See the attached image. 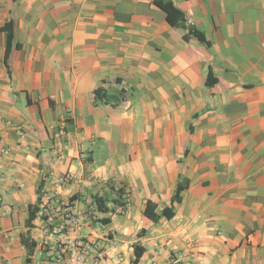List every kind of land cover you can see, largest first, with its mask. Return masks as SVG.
<instances>
[{"label":"crops","instance_id":"crops-1","mask_svg":"<svg viewBox=\"0 0 264 264\" xmlns=\"http://www.w3.org/2000/svg\"><path fill=\"white\" fill-rule=\"evenodd\" d=\"M173 1L206 42L154 0H0V264H25L40 184L83 239H116L124 260L102 264H131L136 243L139 264H264V0ZM180 174L175 216L155 224L145 204L168 205ZM34 223L33 264H50Z\"/></svg>","mask_w":264,"mask_h":264},{"label":"built area","instance_id":"built-area-1","mask_svg":"<svg viewBox=\"0 0 264 264\" xmlns=\"http://www.w3.org/2000/svg\"><path fill=\"white\" fill-rule=\"evenodd\" d=\"M69 178L65 175L59 181L64 182ZM123 203L120 206L122 214L127 212L131 204L129 194H125ZM37 218L44 223L43 230L48 240L43 241L42 246L46 248L50 264H102L111 254L119 262L124 260L115 238L83 239L80 235L84 228L83 219L73 213L69 204L58 201L52 192H43ZM93 219H97L96 215Z\"/></svg>","mask_w":264,"mask_h":264},{"label":"trees","instance_id":"trees-1","mask_svg":"<svg viewBox=\"0 0 264 264\" xmlns=\"http://www.w3.org/2000/svg\"><path fill=\"white\" fill-rule=\"evenodd\" d=\"M154 2L165 12V16L167 21L172 25L176 27H180L183 29H187V33L184 34L185 39L190 38L191 36H194L198 38L202 42H206L207 38L206 35L203 31L198 29L197 27L193 25H188L187 24V18L185 15V12L175 4L173 0H154ZM4 30L7 31L8 35V44H7V49H6V54H5V62L8 64V58L10 55V51L12 49V43L15 38V22L13 19L8 21L4 25ZM17 46H19L17 44ZM96 96H103L101 93V89L97 88L96 89ZM190 180L187 176L180 174L177 182L175 184V189L173 192V195L171 197L170 203L166 206H164L162 209H159V206L156 202L152 200H147L144 208V214L149 218L151 221H153L155 224H159L161 220L163 219H171L175 216V203L181 202L183 199V191L189 186ZM114 190H115V186ZM115 192L117 193L116 199H120L122 195L124 194V189L123 187H118ZM42 184L39 186V196L37 198V201L34 203H31L28 207L27 211V218L25 221L26 226L28 227V231L26 233L21 234L20 240L22 245L27 251V257L25 260V264H32L33 261V256L36 251V246L38 245V241L32 237L30 234V230L32 227L35 226L34 221L38 217V211L40 208L41 204V199H42ZM78 198V195H74L72 197V200ZM93 205L95 209L99 212L102 213H108L111 211L109 205H108V198L104 194H95L93 195ZM124 204L123 201L120 203V205ZM93 213V212H92ZM95 222H101L103 224L108 223L111 221L110 216L102 217L99 219H95ZM145 230L141 231L140 235L143 234ZM134 256L131 260V264H139L141 261V258L143 254L146 252V247L142 244L136 243L134 244Z\"/></svg>","mask_w":264,"mask_h":264}]
</instances>
